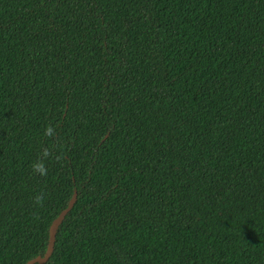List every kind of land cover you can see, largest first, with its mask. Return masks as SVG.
Here are the masks:
<instances>
[{"label": "trees", "instance_id": "obj_1", "mask_svg": "<svg viewBox=\"0 0 264 264\" xmlns=\"http://www.w3.org/2000/svg\"><path fill=\"white\" fill-rule=\"evenodd\" d=\"M74 194L42 264H264V0H0V264Z\"/></svg>", "mask_w": 264, "mask_h": 264}, {"label": "water", "instance_id": "obj_2", "mask_svg": "<svg viewBox=\"0 0 264 264\" xmlns=\"http://www.w3.org/2000/svg\"><path fill=\"white\" fill-rule=\"evenodd\" d=\"M74 201H75V194L71 197L67 206L61 210V212L54 218V220L50 224L48 242H47L44 254L43 255H37L36 257L29 259L25 264H32L35 262L38 264H42L49 258L50 254L53 250V244H54L56 229H57L58 225L61 223L65 214L72 207Z\"/></svg>", "mask_w": 264, "mask_h": 264}, {"label": "clouds", "instance_id": "obj_3", "mask_svg": "<svg viewBox=\"0 0 264 264\" xmlns=\"http://www.w3.org/2000/svg\"><path fill=\"white\" fill-rule=\"evenodd\" d=\"M48 131L51 132V129H49ZM36 167L40 168V171L43 173L44 169L41 166L37 165Z\"/></svg>", "mask_w": 264, "mask_h": 264}]
</instances>
